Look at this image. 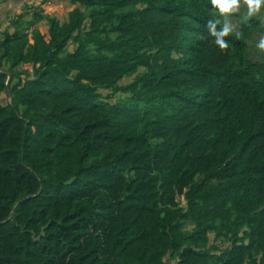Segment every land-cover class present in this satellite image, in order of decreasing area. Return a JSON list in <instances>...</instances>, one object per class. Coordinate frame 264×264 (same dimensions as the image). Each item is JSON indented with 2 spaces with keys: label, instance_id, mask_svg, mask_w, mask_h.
I'll list each match as a JSON object with an SVG mask.
<instances>
[{
  "label": "trees",
  "instance_id": "trees-1",
  "mask_svg": "<svg viewBox=\"0 0 264 264\" xmlns=\"http://www.w3.org/2000/svg\"><path fill=\"white\" fill-rule=\"evenodd\" d=\"M66 1L0 40V264H264L257 24L220 50L210 0Z\"/></svg>",
  "mask_w": 264,
  "mask_h": 264
},
{
  "label": "rangeland",
  "instance_id": "rangeland-1",
  "mask_svg": "<svg viewBox=\"0 0 264 264\" xmlns=\"http://www.w3.org/2000/svg\"><path fill=\"white\" fill-rule=\"evenodd\" d=\"M77 6L70 4L66 0H0V40L3 39L6 32L14 33L15 31H22L24 33H31L33 29L39 28L44 34L48 35L47 21L36 22L39 15H46L55 17L61 21L68 19L69 13L72 12ZM247 13L246 5L241 6L239 12L233 14L229 18V22L238 29L241 22L248 23L249 25H256L257 31L254 35V41L251 43V58L255 61L261 60L264 57V50L257 47L261 39H264V7H262L259 14L250 19H245ZM254 20V23L249 22ZM256 23V24H255ZM72 45L70 50H72ZM32 71L30 66H22L20 71ZM133 77L126 78L122 81L121 85H129L133 81ZM100 93L109 98L113 103L125 98L121 95H113L108 91L101 90ZM4 101H7L6 95H2ZM180 204L185 207L186 201L183 197L179 198ZM215 237L212 236V241ZM215 242V241H214ZM171 264H175L172 262Z\"/></svg>",
  "mask_w": 264,
  "mask_h": 264
},
{
  "label": "clouds",
  "instance_id": "clouds-1",
  "mask_svg": "<svg viewBox=\"0 0 264 264\" xmlns=\"http://www.w3.org/2000/svg\"><path fill=\"white\" fill-rule=\"evenodd\" d=\"M210 3L218 11L221 19L209 20L206 27L209 35L214 38L213 43L220 50L227 49L229 46V42L225 38L234 32V27L229 22V18L240 11L242 4L247 7L245 19L256 16L264 7V0H210ZM235 35L238 38L240 33L235 32ZM257 47L264 50V39L259 41Z\"/></svg>",
  "mask_w": 264,
  "mask_h": 264
},
{
  "label": "water",
  "instance_id": "water-1",
  "mask_svg": "<svg viewBox=\"0 0 264 264\" xmlns=\"http://www.w3.org/2000/svg\"><path fill=\"white\" fill-rule=\"evenodd\" d=\"M11 78H12V75H11V74H9V79H10L9 81H11Z\"/></svg>",
  "mask_w": 264,
  "mask_h": 264
}]
</instances>
